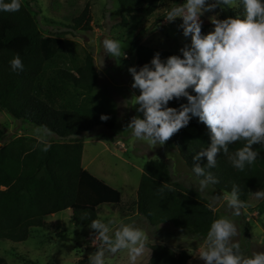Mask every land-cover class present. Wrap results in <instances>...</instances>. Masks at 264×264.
I'll return each instance as SVG.
<instances>
[{
	"label": "trees",
	"instance_id": "16d2710c",
	"mask_svg": "<svg viewBox=\"0 0 264 264\" xmlns=\"http://www.w3.org/2000/svg\"><path fill=\"white\" fill-rule=\"evenodd\" d=\"M162 1L118 0L123 16L132 12L151 15ZM236 1L242 14L243 5L240 0ZM21 3L18 12H0V110L55 134L59 141L39 142L35 149L23 153H17L12 146L0 147V239L20 243L31 237L34 228L56 229L53 222L46 221V216L67 209L72 211L71 217L77 226H89L93 219L100 218L103 204H110L127 215L135 208L153 226L171 223L205 238L211 222L218 218L217 212L208 207L210 202L202 193L173 181L170 166L165 161L146 162L137 201L131 205L123 204L119 189L83 166L84 142L79 137L99 126L114 128L116 106L89 104L80 110L68 103L71 87L86 93L96 88L100 72L95 58L89 54L84 62L72 68L49 69L64 48L63 33L44 35L36 14L26 10L23 0ZM73 22L72 31L92 29L89 5ZM212 30V22L202 20V33ZM141 36L142 33L132 41L130 49L137 56L138 70L150 63L157 53L162 60L182 55L143 44ZM21 38H30V42L19 53L9 43ZM17 53L25 67L23 71L14 72L9 61ZM183 103H187L185 97L174 98L168 106L179 109ZM102 114L109 119L101 120ZM210 143L209 129L198 117H193L168 140L169 146L178 149L191 170L196 163L206 165V157L200 161L193 157ZM243 144L244 141H237L229 145V155ZM44 145H49L47 151L43 150ZM253 148L259 155L255 164L243 172L232 166L228 155L218 154L217 165L209 169L219 180L214 189L230 192L233 184H238L240 199L248 203L255 190L264 188V145L256 144ZM85 213L88 215L82 219ZM148 247L151 254L144 264H187L192 258L187 249L177 250L166 243L148 242ZM0 264L10 262L0 254Z\"/></svg>",
	"mask_w": 264,
	"mask_h": 264
},
{
	"label": "rangeland",
	"instance_id": "374dc122",
	"mask_svg": "<svg viewBox=\"0 0 264 264\" xmlns=\"http://www.w3.org/2000/svg\"><path fill=\"white\" fill-rule=\"evenodd\" d=\"M23 2L27 11L36 14L44 35L50 32L63 33L64 48L49 65V69L72 68L84 62L89 54L95 58L100 72L96 88L91 93H86L71 87L68 103L74 104L80 110L89 104L112 103L116 106L117 123L114 128L99 126L79 137L84 142L83 166L119 189L124 205L137 201L144 165L151 159L165 161L170 166L173 181L196 189L192 180L194 174L178 149L170 147L168 141L163 146H150L137 140L131 135V130L127 129L133 116H143V113L137 112L139 105L131 104L133 96L140 94L138 88L132 87L134 79L129 72L130 67H137L138 61L136 54L130 51L132 41L142 33L141 43L182 54L180 49L191 42V38L183 34L182 17L170 22L162 16L166 15L170 7L182 4L183 0H163L161 6L151 15L132 12L125 13L124 16L118 0ZM87 5L92 16V29L72 31L73 20ZM217 13L218 18L225 19L229 16L235 17L241 11L234 0L233 8L222 10L217 7L213 11H206L201 16V21H210L209 17ZM106 37L118 39L125 44L126 56L117 59L107 55L102 47V41ZM29 42L30 38H21L10 42L9 46L20 53ZM53 141H59L55 134L0 110L1 147L12 146L17 153H23L35 149L39 142ZM256 191L259 190L253 192L246 211L242 210L243 214L235 218L240 232L238 239L247 254L264 251V199H257ZM222 194L214 189L203 195L211 202L212 195ZM214 209L218 217L230 214L226 202L222 200L214 205ZM100 210L101 219L115 222L110 225L112 229L118 227L120 222L134 223L145 230L148 242L166 243L177 250L187 249L192 254L187 264H205L199 257L200 249L205 246V238L196 236L190 230L175 227L171 223L153 226L135 208L131 215L123 210L113 209L110 204H103ZM71 214L72 211L67 209L47 215L46 221L53 222L56 229L34 228L31 237L24 242L0 239V254L10 264H88L89 255L96 251V246L91 243L94 230L86 225L77 226ZM150 254L151 250L147 246L144 256L136 264H144ZM106 264H130L126 250L107 255Z\"/></svg>",
	"mask_w": 264,
	"mask_h": 264
},
{
	"label": "clouds",
	"instance_id": "9594fccd",
	"mask_svg": "<svg viewBox=\"0 0 264 264\" xmlns=\"http://www.w3.org/2000/svg\"><path fill=\"white\" fill-rule=\"evenodd\" d=\"M240 2L242 14L225 19L218 18L219 13L210 16L214 30L207 34L202 33L203 13L217 7L233 8L234 0H183L182 4L170 7L165 19L171 22L182 17L183 34L191 37L190 44L180 49L182 55L162 60L157 53L139 70L136 66L129 68L134 79L132 87L140 90L131 104L139 105L137 112L143 113L142 117L133 116L127 125L137 140L153 147L163 146L193 117L209 129L211 143L193 157L195 161L207 159L206 165L196 163L192 167L193 185L202 194L214 191L213 186L219 183L209 171L217 165L219 153L228 155L232 166L243 172L255 164L259 155L253 145H264V0ZM21 7V0H0V12L15 13ZM102 47L113 58L126 56L125 44L118 39L106 37ZM9 63L14 72L24 70L18 53ZM181 97L187 103L179 109L168 106L170 100ZM108 119V115H101V120ZM237 141H244L243 146L229 155V145ZM48 147L44 145L43 150ZM240 195V186L233 184L230 192L210 197V209L214 211V205L222 200L230 214L211 222L205 246L199 251L205 264H264V251L247 254L238 239L235 218L248 208ZM255 196L264 199V188L256 191ZM114 223L101 218L89 223L94 230L91 243L96 251L89 255L88 264H106L107 255L122 250H126L130 264L144 256L148 246L145 230L124 222L112 229L110 225Z\"/></svg>",
	"mask_w": 264,
	"mask_h": 264
},
{
	"label": "water",
	"instance_id": "95a60500",
	"mask_svg": "<svg viewBox=\"0 0 264 264\" xmlns=\"http://www.w3.org/2000/svg\"><path fill=\"white\" fill-rule=\"evenodd\" d=\"M0 147H1V145H0Z\"/></svg>",
	"mask_w": 264,
	"mask_h": 264
}]
</instances>
